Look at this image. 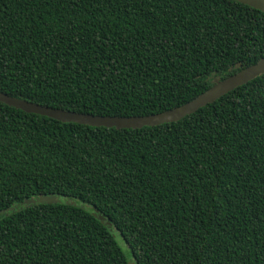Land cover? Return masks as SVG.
<instances>
[{"label":"trees","instance_id":"16d2710c","mask_svg":"<svg viewBox=\"0 0 264 264\" xmlns=\"http://www.w3.org/2000/svg\"><path fill=\"white\" fill-rule=\"evenodd\" d=\"M262 57L264 12L235 0H0V91L49 107L159 113ZM39 195L60 201L19 205ZM13 205L0 264H264V74L137 129L0 102Z\"/></svg>","mask_w":264,"mask_h":264},{"label":"water","instance_id":"95a60500","mask_svg":"<svg viewBox=\"0 0 264 264\" xmlns=\"http://www.w3.org/2000/svg\"><path fill=\"white\" fill-rule=\"evenodd\" d=\"M239 3L246 4L252 8L264 12V0H235ZM264 74V57L258 59L255 63L242 67L238 71L220 79L213 78L212 85L206 90L192 98L191 100L165 110L163 112L144 115V116H110V115H94L83 112L65 110L63 108H54L41 105L23 98L14 97L0 91V102L20 109L27 113H34L56 119L62 122H74L89 126H103L114 128H132L137 129L143 126H156L159 124L172 122L183 118L195 112L198 108L213 102L228 91L237 86L247 83L249 80ZM60 198L57 195H39L37 197L25 198L19 205L35 204V203H57ZM15 205L9 206L7 209L0 211L5 213L8 210H14ZM93 214H95L93 212ZM99 219H102L98 216ZM107 225H109L107 223ZM129 264H134L129 262Z\"/></svg>","mask_w":264,"mask_h":264},{"label":"rangeland","instance_id":"374dc122","mask_svg":"<svg viewBox=\"0 0 264 264\" xmlns=\"http://www.w3.org/2000/svg\"><path fill=\"white\" fill-rule=\"evenodd\" d=\"M73 201L75 204L79 205L80 207L82 208H89L88 205L80 202V201H77V200H71ZM110 232L112 233V235L114 236L115 240L117 241L118 245L120 246V248L124 251V253H126L127 257L130 259V254L129 252L127 251V246L125 245V243L123 242L122 238L119 236V234L117 233V231L113 228H110Z\"/></svg>","mask_w":264,"mask_h":264}]
</instances>
